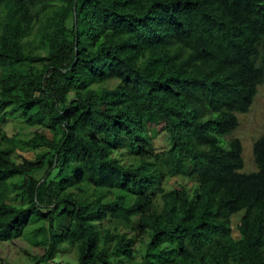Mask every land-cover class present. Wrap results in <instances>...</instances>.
<instances>
[{
  "label": "trees",
  "instance_id": "obj_1",
  "mask_svg": "<svg viewBox=\"0 0 264 264\" xmlns=\"http://www.w3.org/2000/svg\"><path fill=\"white\" fill-rule=\"evenodd\" d=\"M263 83L264 0H0V246L25 238L30 264H67L64 246L74 264H264V131L248 174L225 140Z\"/></svg>",
  "mask_w": 264,
  "mask_h": 264
},
{
  "label": "rangeland",
  "instance_id": "obj_2",
  "mask_svg": "<svg viewBox=\"0 0 264 264\" xmlns=\"http://www.w3.org/2000/svg\"><path fill=\"white\" fill-rule=\"evenodd\" d=\"M239 126L231 133L230 136H227L225 140L229 138H237L240 140L242 145V158L244 160V166L240 170L241 173L248 174L255 172L257 170L252 157V145L260 135L264 131V83L257 88V94L254 97L253 103L247 113H238L236 114ZM25 124L19 121V119H11L7 123L5 130L8 136H12L14 134H21L22 137L25 133H27L28 129L25 128ZM152 134V133H151ZM20 135V136H21ZM154 135V134H152ZM164 137L161 134H156L152 138L153 145L162 150L167 145L164 141ZM17 159L23 157L32 158L31 152H25L21 150H17ZM125 163H128L129 159L123 158ZM186 184L190 190H193L195 183L190 180L187 181L182 177H174L168 179L164 185L166 190L178 188L180 185ZM160 200L157 199V202ZM160 203V202H159ZM241 214L235 215L231 218V227L233 236H237V226L239 224ZM109 225L113 226V223H109ZM116 228L119 229L120 233H125L129 237H133L135 233L132 229L126 228L122 225H115ZM144 244L142 242L136 241L134 248L139 251L138 255L136 256L135 262L140 260V256L144 251ZM23 250H28L31 252H35L32 249L30 244L27 242L25 238L22 240H18L14 243V245L10 247L0 246V257L3 259L0 263L3 264H30L27 260V257L23 255ZM38 252V251H37ZM55 262H64L67 264H74L75 262V250L74 248L64 246L60 253L54 260Z\"/></svg>",
  "mask_w": 264,
  "mask_h": 264
}]
</instances>
